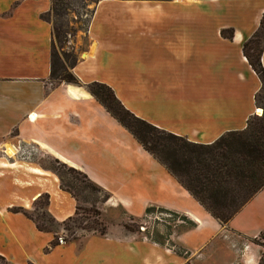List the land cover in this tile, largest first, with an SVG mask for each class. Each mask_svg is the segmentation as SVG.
<instances>
[{
    "label": "crops",
    "instance_id": "obj_1",
    "mask_svg": "<svg viewBox=\"0 0 264 264\" xmlns=\"http://www.w3.org/2000/svg\"><path fill=\"white\" fill-rule=\"evenodd\" d=\"M49 7L50 0H0V257L8 264H257L259 245L222 240L264 236V187L220 225L83 86L49 87L51 24L41 17ZM263 12L264 0H99L72 71L82 83L109 86L153 126L211 143L256 114L261 82L242 44ZM260 61L264 68V43ZM22 146L33 153L17 156ZM42 157L105 191L99 210L117 222L45 251L57 234L14 208L31 210L45 195L46 211L61 224L77 201ZM148 207L192 225L165 240L123 227Z\"/></svg>",
    "mask_w": 264,
    "mask_h": 264
},
{
    "label": "trees",
    "instance_id": "obj_2",
    "mask_svg": "<svg viewBox=\"0 0 264 264\" xmlns=\"http://www.w3.org/2000/svg\"><path fill=\"white\" fill-rule=\"evenodd\" d=\"M98 1L95 0L94 3ZM71 6V0H50L48 11L41 15L51 24L49 87L62 82L83 86L220 225H226L243 205L264 187V125L262 124L264 104L258 99L260 90H264V68L260 61L264 43V12L259 19L257 29L242 44V53L261 82L254 100L256 105L263 108V112L258 117H255V114L251 115L243 130L226 132L213 142L202 144L188 141L184 137L159 129L136 117L120 103L106 84L97 81L82 83L75 76L72 68L79 58L67 52H63L60 57L55 49V42H61L67 30L57 26L54 19L68 13V9L73 11ZM220 34L230 38L232 30L221 29ZM53 160L63 167L67 166L57 159ZM67 168L79 173L91 189L101 192L103 201L108 198V194L92 183L84 173L72 167ZM59 187L76 199L75 195L62 185L59 184ZM153 208L155 207H148L145 213H150V209L152 211ZM77 209L76 206L74 215L77 214ZM158 209L175 215L163 208L158 207ZM14 210L32 219L25 210L18 208ZM93 212L98 214L97 209H93ZM50 219L54 222L51 216ZM71 219L72 217L67 218L62 224ZM181 219L187 223V226L192 225L187 218ZM35 224L38 230L51 231ZM89 231L104 234L105 228L101 226L99 229L92 228ZM243 238L261 247L257 264H264V236L260 234L254 238ZM259 238H262L261 243L257 240ZM58 243H60L59 239L54 235L44 250L48 251Z\"/></svg>",
    "mask_w": 264,
    "mask_h": 264
},
{
    "label": "rangeland",
    "instance_id": "obj_3",
    "mask_svg": "<svg viewBox=\"0 0 264 264\" xmlns=\"http://www.w3.org/2000/svg\"><path fill=\"white\" fill-rule=\"evenodd\" d=\"M94 1L95 0H71L73 11L68 9V13L54 19L57 26H62L67 30L61 42H55V49L60 57H62L63 52H67L80 58L87 47L88 39L86 36V27L91 18L95 5ZM258 99L261 104H264V90H260ZM256 106L260 109V112L255 114V117H258L262 114L263 108L260 105ZM251 121H253V119H251ZM262 124L264 125V119L262 120ZM23 150L33 153L32 148L22 146L21 150L19 149L18 152L16 151V155L20 156ZM9 153H12L11 149H9ZM40 162L43 166L51 169V171L53 170L52 172L57 175L59 183L63 188L75 195L78 209L77 214L72 216L71 220H67L63 224H56L55 221H51L50 214L46 211L48 200L47 196L43 195L34 201L31 210H25L35 223L53 231L57 234L56 236L58 239L61 238V242H64L84 235L87 232H93L89 231V229H99L101 226H104L106 229L108 222L114 224L117 222L112 220L108 221V219L101 215L99 204L103 202L102 193L87 186L86 181L79 173L69 170L67 168L68 166L63 167L59 165L53 159L42 157ZM93 209H97L98 214H95ZM122 225L126 230L131 229L144 233L152 239L165 240L168 233H174L181 227H186L187 223L175 215L163 212L158 208H153L152 211L150 209V213L143 216V218L130 219L123 222ZM228 235L229 237L227 239L225 238L222 240L224 244L234 241L241 247L243 243L250 242L232 233H228ZM257 240L259 243L262 242V238ZM0 264L8 263L0 257Z\"/></svg>",
    "mask_w": 264,
    "mask_h": 264
},
{
    "label": "bare ground",
    "instance_id": "obj_4",
    "mask_svg": "<svg viewBox=\"0 0 264 264\" xmlns=\"http://www.w3.org/2000/svg\"><path fill=\"white\" fill-rule=\"evenodd\" d=\"M260 112V109L259 108H257L256 109V113H259ZM35 171H37V172H43L41 169H39V168H33Z\"/></svg>",
    "mask_w": 264,
    "mask_h": 264
},
{
    "label": "built area",
    "instance_id": "obj_5",
    "mask_svg": "<svg viewBox=\"0 0 264 264\" xmlns=\"http://www.w3.org/2000/svg\"><path fill=\"white\" fill-rule=\"evenodd\" d=\"M59 241L61 242V238H59Z\"/></svg>",
    "mask_w": 264,
    "mask_h": 264
}]
</instances>
